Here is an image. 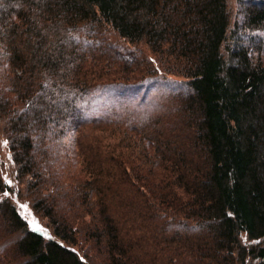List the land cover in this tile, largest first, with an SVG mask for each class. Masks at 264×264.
<instances>
[{
  "label": "trees",
  "instance_id": "16d2710c",
  "mask_svg": "<svg viewBox=\"0 0 264 264\" xmlns=\"http://www.w3.org/2000/svg\"><path fill=\"white\" fill-rule=\"evenodd\" d=\"M238 2L233 24L229 0H0L19 264H264V0ZM162 83L173 121L123 103Z\"/></svg>",
  "mask_w": 264,
  "mask_h": 264
},
{
  "label": "rangeland",
  "instance_id": "374dc122",
  "mask_svg": "<svg viewBox=\"0 0 264 264\" xmlns=\"http://www.w3.org/2000/svg\"><path fill=\"white\" fill-rule=\"evenodd\" d=\"M229 7L232 14V22L233 24L237 22H241L242 20V5L238 2V0H229ZM97 36L103 38L107 44L112 43L116 44L124 49L131 48V46L128 45L124 40L118 38L113 33L109 31V29H98ZM263 36V34H261ZM176 87V86H175ZM174 86L166 85V83H162L160 85H157L150 89L148 92V95L145 96L143 91H140L137 96L133 99H125L123 102L124 104H127L128 106L134 107H140L138 109H142L138 113L139 119H150V118H161V120L168 118L174 120V113H173V107L176 108L175 104L177 103L176 97H175V90H179L178 88H175ZM163 115V118L161 117ZM171 121V122H172ZM169 127L174 126V123H166ZM0 153L6 154V147L0 146ZM31 211V210H29ZM31 216L34 218L35 221L40 222L42 225L41 230L47 231L46 219L42 218L41 216L33 215ZM31 217V219H33ZM8 241V238L4 237V230L0 228V264H19L18 263V257L14 255H9L10 247L4 246V244ZM83 245L86 247L87 244L82 242ZM4 246V247H3ZM5 248V250L3 249Z\"/></svg>",
  "mask_w": 264,
  "mask_h": 264
}]
</instances>
